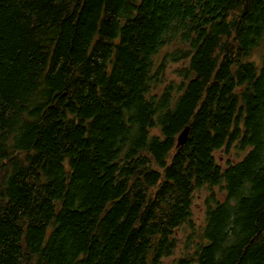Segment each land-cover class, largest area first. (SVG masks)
<instances>
[{
	"label": "trees",
	"instance_id": "trees-1",
	"mask_svg": "<svg viewBox=\"0 0 264 264\" xmlns=\"http://www.w3.org/2000/svg\"><path fill=\"white\" fill-rule=\"evenodd\" d=\"M167 259L264 264V0H0V264Z\"/></svg>",
	"mask_w": 264,
	"mask_h": 264
},
{
	"label": "rangeland",
	"instance_id": "rangeland-1",
	"mask_svg": "<svg viewBox=\"0 0 264 264\" xmlns=\"http://www.w3.org/2000/svg\"><path fill=\"white\" fill-rule=\"evenodd\" d=\"M255 59H257V55L254 56ZM177 68V66L173 65L172 68H169L167 71V79L168 80H173L174 78V71ZM234 154V153H232ZM216 159L219 161V163L224 166L226 160L228 159H234L235 157H232V155L226 156L224 155L222 152H219L215 155ZM232 157V158H231ZM215 193H217V195L222 198V194L220 195V192H218V190L215 191ZM203 201L201 199H198L197 201H195V206L193 209V214L195 216L196 219H201L202 218V214H203ZM184 230V229H183ZM188 236V231L184 232V231H178V233L175 235V237L177 238V244H178V248L179 246L182 247V243H184V239ZM178 255V250L177 253L174 255V258H176ZM165 264H173L171 259H167L165 261Z\"/></svg>",
	"mask_w": 264,
	"mask_h": 264
},
{
	"label": "water",
	"instance_id": "water-1",
	"mask_svg": "<svg viewBox=\"0 0 264 264\" xmlns=\"http://www.w3.org/2000/svg\"><path fill=\"white\" fill-rule=\"evenodd\" d=\"M188 136V128H186L178 137L177 145L181 146L187 139Z\"/></svg>",
	"mask_w": 264,
	"mask_h": 264
}]
</instances>
